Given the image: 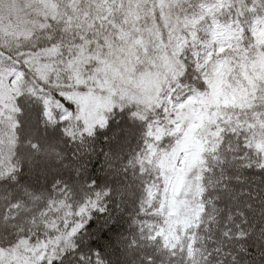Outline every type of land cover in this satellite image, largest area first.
I'll list each match as a JSON object with an SVG mask.
<instances>
[{"label": "snow or ice", "instance_id": "6c2138e0", "mask_svg": "<svg viewBox=\"0 0 264 264\" xmlns=\"http://www.w3.org/2000/svg\"><path fill=\"white\" fill-rule=\"evenodd\" d=\"M0 264H264V0H0Z\"/></svg>", "mask_w": 264, "mask_h": 264}]
</instances>
